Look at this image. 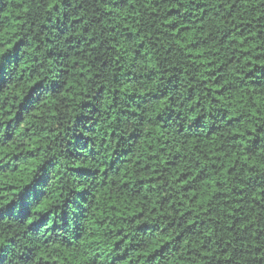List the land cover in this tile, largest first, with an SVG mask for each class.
Masks as SVG:
<instances>
[{"label": "clouds", "instance_id": "9594fccd", "mask_svg": "<svg viewBox=\"0 0 264 264\" xmlns=\"http://www.w3.org/2000/svg\"><path fill=\"white\" fill-rule=\"evenodd\" d=\"M169 4L180 5L171 22ZM5 6L20 9L21 25L0 41V138L4 86L32 83L16 101L25 123L10 131L20 145L38 136L40 151L31 183L0 203V264H117L115 241L125 238L132 264H264V209L252 206L264 190V68L248 64L264 61V0H0ZM57 16L61 25L45 19ZM185 21L204 63L170 31ZM233 28L258 45L248 57L233 50ZM226 41L230 55L213 58ZM13 95L9 87V103ZM181 172L206 202L187 203ZM113 200L127 202L119 215Z\"/></svg>", "mask_w": 264, "mask_h": 264}, {"label": "trees", "instance_id": "16d2710c", "mask_svg": "<svg viewBox=\"0 0 264 264\" xmlns=\"http://www.w3.org/2000/svg\"><path fill=\"white\" fill-rule=\"evenodd\" d=\"M60 5L52 4L51 11L56 12ZM159 7V5H157ZM167 13H168V21L171 22L173 20L179 19L177 16L178 13H180V5L179 4H169L167 7ZM155 15V14H153ZM210 16L212 18L215 17V13H211ZM45 19L48 21V24H54V25H61L63 22L60 18V16L55 17L53 20L51 17H45ZM76 17L72 18V22L75 23ZM192 21L199 25V21H196L195 14H193ZM21 25V17H20V9L16 8L12 12H9V9L7 6L4 7L3 11H0V41H4L5 43L11 42L18 34L19 27ZM44 29V33H48V26L44 25L42 26ZM66 27H71V24L66 25ZM125 27H130L127 23L125 24ZM187 29V31L185 30ZM54 32L59 33L60 27H55L53 29ZM171 33L179 38V42L187 47L189 51L186 53L189 57H196L201 63H204L207 59L204 53L201 52V48L204 47L202 44H199L196 41V31L193 28H190L188 26V21H185L183 25L177 24L176 27L170 29ZM233 33L236 34L235 40L232 41V37H229V41H232V47L235 53L240 54L243 53L245 57H248L249 53L253 50V48H258V45L253 40V37L251 34L245 32L243 28H240L237 32V28L231 29ZM65 37L68 39H71L70 36H68L67 32L63 33ZM257 37L259 36V33L256 34ZM45 42H50V37L48 35H45L43 37ZM20 41L16 40L14 44H12V47L15 48L16 44H19ZM193 43H196L198 46L193 47ZM227 44L228 41L225 42L226 47L222 49L220 52H216L213 54V58L223 56V55H230V53L227 51ZM251 44V46H250ZM92 45H90L91 47ZM168 53H165L167 55ZM249 64V71L255 72L257 68H264V61L258 60L255 57H252L248 60ZM219 67H223V64L221 63ZM211 71H214L215 69H212L210 67ZM81 76L83 77V73H81ZM35 85L32 83H28L27 85L21 83L19 86H15V81L11 82V84H6L2 90V99L4 101L3 103V113L7 115V119L2 121L4 124V135L2 138H0V161H5V163H0V203L4 205V207H7V204L11 203L12 200L19 194V191L25 187H27L31 183L30 174L37 169L34 168L32 165L36 160L35 153L40 151V143H39V137L34 136L33 137V144L32 145H20L15 143L14 136L15 133L13 131H10L11 129H19L21 125L25 123V119L20 118L21 117V111H20V105L16 103L17 100L21 99L22 93L24 91L25 87H28L31 89ZM9 87L14 88L15 95L11 97V103H9ZM214 91H217L218 93L223 91L218 86L214 88ZM26 108H28V105H25ZM32 112H35L37 115H39L40 110L33 108L31 109ZM54 111V109H53ZM93 126L91 124L85 126V131L88 130V128H92ZM25 131H28V129H25ZM74 141H69V144L73 143ZM152 143H148L147 148L148 151H152ZM11 157L9 160L8 158ZM140 161H136V164H139ZM170 167H178L179 165L174 162H168ZM77 167H79V163L77 164ZM145 169L148 168V165L144 166ZM107 171V169H105ZM229 172H231V169H228ZM153 180H158L160 178L159 174H157L156 170L153 169ZM183 177V179H181ZM177 181H179L182 189L184 190L185 194L187 195V203L188 204H197L200 205L202 202H206L208 197L205 194V191H200L199 194L197 193V190L195 187H189V183L191 182V177L186 175L185 173L181 172L180 176L176 177ZM208 177L205 176V180H207ZM125 183H127V180H125ZM216 187L219 186L217 183L215 185ZM243 191V190H242ZM256 191L259 192V195H255V193L252 196V206L256 208L257 210L264 209V204H261L262 201H264V190L261 188H257ZM7 196V200H4V197ZM111 199V197H110ZM47 198H45V201ZM127 202H124L123 205L120 201L113 200L110 203V207L114 212L117 213V215L120 214L122 207L126 208ZM158 209L154 207L152 209L153 214ZM161 212H163V209H159ZM236 211H239V207H237ZM136 215L143 216V209H139L136 212ZM229 216L235 215V212L229 211ZM241 219H243V214H241ZM7 219V217H5ZM107 219V218H106ZM103 223V221H101ZM191 224V221L189 222ZM236 221H232V224H235ZM31 226V225H29ZM139 226V225H137ZM116 244H119L120 248H113V251L117 253V255L120 257V259L117 261V264H132L131 260V253H129V249L124 247V245L128 244V240L125 238L123 241L117 240L115 241ZM163 247V245H161ZM142 252L143 250H133ZM156 251H159V249H156ZM125 253H129L128 255H125ZM154 254V253H152ZM190 255V253H189ZM139 258V256L137 257ZM37 264H39V260L37 261ZM44 264H59L58 261L48 260L45 259Z\"/></svg>", "mask_w": 264, "mask_h": 264}]
</instances>
